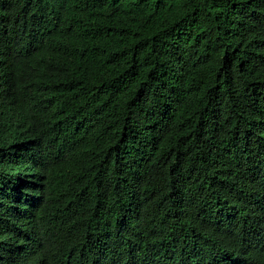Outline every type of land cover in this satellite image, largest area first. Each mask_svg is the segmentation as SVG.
Here are the masks:
<instances>
[{"label":"trees","instance_id":"trees-1","mask_svg":"<svg viewBox=\"0 0 264 264\" xmlns=\"http://www.w3.org/2000/svg\"><path fill=\"white\" fill-rule=\"evenodd\" d=\"M0 264H264V0H0Z\"/></svg>","mask_w":264,"mask_h":264}]
</instances>
